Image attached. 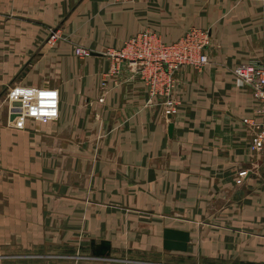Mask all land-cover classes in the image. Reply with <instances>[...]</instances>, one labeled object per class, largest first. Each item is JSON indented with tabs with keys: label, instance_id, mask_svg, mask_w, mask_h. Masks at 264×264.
Returning <instances> with one entry per match:
<instances>
[{
	"label": "crops",
	"instance_id": "0c3cea01",
	"mask_svg": "<svg viewBox=\"0 0 264 264\" xmlns=\"http://www.w3.org/2000/svg\"><path fill=\"white\" fill-rule=\"evenodd\" d=\"M194 27L209 62L176 74L170 113L113 71L108 52L130 36ZM251 60L264 64L260 0H0V101L17 86L60 93L55 120L0 107V264H264V172L242 121L257 102L233 74ZM166 228L190 232L186 252L164 249Z\"/></svg>",
	"mask_w": 264,
	"mask_h": 264
},
{
	"label": "built area",
	"instance_id": "2783aa9c",
	"mask_svg": "<svg viewBox=\"0 0 264 264\" xmlns=\"http://www.w3.org/2000/svg\"><path fill=\"white\" fill-rule=\"evenodd\" d=\"M57 38L58 32L52 30L48 42L54 43ZM210 41L208 30L197 27L170 43H166L155 31L144 30L125 40L120 49L108 54L113 59L114 72H118L122 64L126 65L130 77L142 80L151 97H166L164 104L169 108L165 112L170 113V107L175 103L171 93L178 82L176 74L186 67L203 70L209 62L206 49ZM75 54L82 58L90 55L91 51L79 46ZM233 74L242 86L252 91L257 102L252 115L242 121L253 129L249 154L264 172V64L258 60L242 62L234 68ZM0 105L7 106L11 112L17 111L19 119L55 120L60 113V93L47 84L41 87L17 86L7 92ZM248 172L247 169L242 170L239 175L245 176Z\"/></svg>",
	"mask_w": 264,
	"mask_h": 264
},
{
	"label": "water",
	"instance_id": "95a60500",
	"mask_svg": "<svg viewBox=\"0 0 264 264\" xmlns=\"http://www.w3.org/2000/svg\"><path fill=\"white\" fill-rule=\"evenodd\" d=\"M169 131L172 133L173 124L169 126ZM191 240V234L189 231L166 228L164 230V242L163 247L167 251H180L186 252ZM91 255L93 257H110L112 252L111 242L102 240L101 242L91 241Z\"/></svg>",
	"mask_w": 264,
	"mask_h": 264
},
{
	"label": "rangeland",
	"instance_id": "374dc122",
	"mask_svg": "<svg viewBox=\"0 0 264 264\" xmlns=\"http://www.w3.org/2000/svg\"><path fill=\"white\" fill-rule=\"evenodd\" d=\"M260 1H262V0H260ZM262 2H264V1H262ZM197 28H198V27H197ZM201 29H203V28H201ZM205 30H206V29H205ZM153 31H154V30H153ZM188 31H189V30H188ZM188 31H187V32H188ZM187 32H186V33H187ZM156 33L159 34L158 32H156ZM186 33H185V34H186ZM185 34H184V35H185ZM159 35L161 36V34H159ZM184 35H183V36H184ZM132 36H133V35H132ZM130 37H131V36H130ZM130 37H129V38H130ZM161 37H162V36H161ZM57 39H58V38H57ZM162 39H163V37H162ZM126 40H127V39H126ZM163 40H164V39H163ZM164 41H165V40H164ZM124 42H125V41H124ZM165 42H166V41H165ZM47 43H49V44H54L55 42H54V43H50V42H48V40H47ZM166 43H169V42H166ZM89 50H90V49H89ZM90 51H91V50H90ZM75 55H76V54H75ZM76 56H77V55H76ZM89 56H90V55H88V56H84V57H82V58H86V57H89ZM79 58H80V57H79ZM119 70H120V69H118L117 71L120 72ZM177 86H178V84L176 83V85H175V87H174V91H173V93H171V95H172L171 98H172L173 100H174V94H175V92H176ZM160 97H161V98L164 100V102H165L166 97H163V96H160ZM15 112H17V111H15ZM188 261H189V262L192 261V262L196 263L195 260H190V259H188ZM188 261H187V262H188ZM140 262H141L142 264H143V263H152V262H150V260H141ZM203 263H205V262H203ZM212 263H213V264H218V262H211L210 264H212ZM205 264H208V263H205Z\"/></svg>",
	"mask_w": 264,
	"mask_h": 264
}]
</instances>
